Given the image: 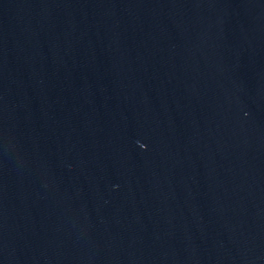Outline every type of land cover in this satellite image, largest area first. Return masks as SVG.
Listing matches in <instances>:
<instances>
[{
  "label": "water",
  "instance_id": "95a60500",
  "mask_svg": "<svg viewBox=\"0 0 264 264\" xmlns=\"http://www.w3.org/2000/svg\"><path fill=\"white\" fill-rule=\"evenodd\" d=\"M0 264H264V0H0Z\"/></svg>",
  "mask_w": 264,
  "mask_h": 264
}]
</instances>
